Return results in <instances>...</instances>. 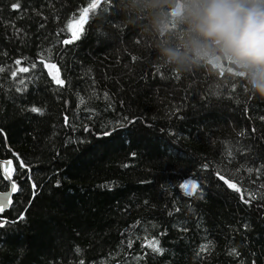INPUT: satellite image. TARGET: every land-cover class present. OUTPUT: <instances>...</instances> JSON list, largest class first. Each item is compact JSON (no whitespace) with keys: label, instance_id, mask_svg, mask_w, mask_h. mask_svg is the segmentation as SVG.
<instances>
[{"label":"trees","instance_id":"obj_1","mask_svg":"<svg viewBox=\"0 0 264 264\" xmlns=\"http://www.w3.org/2000/svg\"><path fill=\"white\" fill-rule=\"evenodd\" d=\"M10 159L0 264H264V0H0Z\"/></svg>","mask_w":264,"mask_h":264},{"label":"water","instance_id":"obj_2","mask_svg":"<svg viewBox=\"0 0 264 264\" xmlns=\"http://www.w3.org/2000/svg\"><path fill=\"white\" fill-rule=\"evenodd\" d=\"M15 165L13 160H0V168L4 181L8 184L6 191L0 192V211L5 213L11 209L12 201L16 195V184L11 178L12 169ZM23 216H21L22 218ZM20 218V219H21Z\"/></svg>","mask_w":264,"mask_h":264},{"label":"rangeland","instance_id":"obj_3","mask_svg":"<svg viewBox=\"0 0 264 264\" xmlns=\"http://www.w3.org/2000/svg\"><path fill=\"white\" fill-rule=\"evenodd\" d=\"M187 188L189 189V191H191V192H195V191L197 190L198 187L196 186V184H194V183L192 182V183H189V184H188Z\"/></svg>","mask_w":264,"mask_h":264},{"label":"flooded vegetation","instance_id":"obj_4","mask_svg":"<svg viewBox=\"0 0 264 264\" xmlns=\"http://www.w3.org/2000/svg\"><path fill=\"white\" fill-rule=\"evenodd\" d=\"M0 170H1V168H0ZM1 172H2V170H1Z\"/></svg>","mask_w":264,"mask_h":264},{"label":"clouds","instance_id":"obj_5","mask_svg":"<svg viewBox=\"0 0 264 264\" xmlns=\"http://www.w3.org/2000/svg\"><path fill=\"white\" fill-rule=\"evenodd\" d=\"M22 166H23V164H22Z\"/></svg>","mask_w":264,"mask_h":264}]
</instances>
